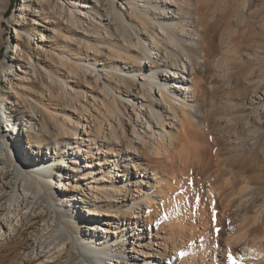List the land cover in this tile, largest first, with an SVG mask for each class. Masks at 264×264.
<instances>
[{"label":"rangeland","instance_id":"374dc122","mask_svg":"<svg viewBox=\"0 0 264 264\" xmlns=\"http://www.w3.org/2000/svg\"><path fill=\"white\" fill-rule=\"evenodd\" d=\"M48 1L54 2V5L46 11L44 7ZM134 1H138L139 9L146 7L145 0ZM11 6L14 8L8 13ZM4 9L7 13L2 16ZM128 10L125 0H0V105L3 106L0 107V117L17 116L21 124L12 121L14 128L20 129L21 141L16 142L12 141L4 121L0 123V133L10 135L6 154L9 155L11 169L15 168L16 162H21V168H28L30 164L25 160V153H37L39 150L26 132L30 126L28 116L34 118L35 131H42L46 123L48 132L56 126L59 129L62 124L67 129L65 140L70 144L65 147L68 153H72L70 157L66 155L69 158L66 161L75 156L85 165L78 167L68 162L63 174L59 173L65 177L68 188L62 192L66 202L64 205L68 204L67 197L71 194L95 203L100 214L98 223L106 229L105 236L110 240L119 236L121 216L126 211L122 200L127 199L123 193L119 195L113 192L112 185L126 180L129 184L125 188L134 193L135 181L141 180L142 193L139 195H147L151 201L149 205H143L142 215L149 209L151 220L156 217L166 219L162 215L166 207L165 199L169 196L171 199L181 184V162L177 152L182 151L181 154L185 155L190 147L202 145V141L194 139L196 134H204L208 139L214 137L218 141L217 147L224 165L221 168L223 174L213 187L220 193L221 188L227 187L230 181L242 180L244 176L250 178L253 185L248 197L250 207L246 212L250 227L259 226L260 229L252 234L247 233L241 215L236 214L230 224L225 223L221 233L216 232L213 239L210 223L204 227L203 221L206 219L207 222L212 217L210 208L206 205L203 212L199 208L193 218H190L193 211L189 209L188 214H191L184 217V244L179 242V249L187 255L193 253L195 264H264V0H172L167 5L168 17L164 22L171 27L173 34L167 38L155 24V31L162 37L157 46H153L150 40L144 41V37L146 51L123 42V46L131 48V63L124 66V61H116L109 56L108 52L111 51L105 44L109 33H113L112 39L119 42L128 35H132L136 42L134 31L141 36L145 34L139 21H131L130 27L126 25L124 29L117 24L120 13L128 19ZM147 12L153 22L161 19L158 14H162V10L150 8ZM34 28L40 34H36ZM206 35L211 38L213 54L210 56L205 52L209 40L206 41ZM24 43H28L29 53L24 51ZM96 46L100 50L97 57ZM96 58L98 61L93 66ZM182 62L187 68L193 63V69L188 68L189 74L183 76L189 83V76L194 71L206 72L207 79L200 81L201 86L192 92L193 97L188 104L195 106V98L200 97L202 112L199 116L207 120V125L197 123L194 126L195 121L191 117L194 109L191 118L186 120L188 125L183 126L175 120L173 132L176 137L171 140L175 144L171 147L175 156L172 157L171 153L170 156H162L155 151L156 138L150 134L154 117H142L141 114L140 120L135 115L146 112L140 104L154 102V92L150 95L145 92V96L139 95L137 101L127 102L124 94L126 85L118 83L119 77H129L124 71L114 72L111 82L115 84V89L105 87L108 97L101 86L106 80L104 76L110 73L109 67L127 70L137 67L144 69L146 65L148 69L151 65V74L157 71L165 78L169 90H174L175 83L168 72ZM110 63L121 66L104 68ZM138 77L139 80L133 79L135 86L129 89L133 100L141 91L142 76ZM175 93L181 92L177 89ZM102 97L106 101H116V107L122 110L123 135L118 131L110 133L107 125L109 115ZM134 103L136 112L131 107ZM167 119H171V116ZM109 120L116 125L114 119ZM148 120L150 123L146 124ZM70 128L77 131V138H70ZM76 145L80 146V154L76 153ZM40 150L50 155V149L46 146ZM68 167L80 170L76 177ZM107 167L115 168L111 172L107 171ZM244 168L247 171L244 172ZM90 172L96 176V186L99 188L97 196L86 191L84 182L90 181ZM117 173L119 176H116ZM76 183L78 188L71 191ZM242 186L244 183L239 185ZM134 194L138 195L136 192ZM201 196L205 197L202 193ZM78 205L75 212L84 215L87 206L82 203ZM55 209H60V206ZM65 209L73 216L66 220L75 226L78 221L71 212L72 207L67 205ZM58 213L64 214V211ZM253 218H256L255 222L251 221ZM155 230L153 223L148 227H139L137 232L141 236L133 245H126L125 254L113 257V262L142 264L147 252L150 255L147 258L151 260L149 264H185L179 249L172 250L170 247L167 248L168 252L164 251L167 243L162 233L156 235ZM72 239L77 242L74 236ZM117 247H111L113 254ZM119 248L124 251V248ZM0 254L4 255L5 251L0 250ZM212 256L215 257L214 263H209ZM203 258L205 261L201 260ZM108 263L112 264V259L105 260V264ZM82 264L96 263L95 259H88Z\"/></svg>","mask_w":264,"mask_h":264},{"label":"bare ground","instance_id":"6f19581e","mask_svg":"<svg viewBox=\"0 0 264 264\" xmlns=\"http://www.w3.org/2000/svg\"><path fill=\"white\" fill-rule=\"evenodd\" d=\"M125 1L129 6L128 19H125L123 14L120 13L117 16V24L124 29L126 25L130 27L131 21H139L145 34L141 36L134 31V35L137 37L136 42L133 41L132 35H128V38L124 37L123 41L119 42L112 39L114 36L113 33H109L110 37H108V42L105 45L111 51L110 53L108 52L110 57L116 61H124V66H127L131 63V56L129 54L131 48L129 46H123V42L139 49L143 48V50L146 51L143 37L144 41L150 40L153 46H157L162 38L159 35V32L155 31V24H157L160 32L164 33L167 38H170L169 36L173 34V30L166 22H164L165 18L168 17V13L166 14L167 5L172 2V0H145L144 5L146 7L143 9H139L138 1ZM53 5L54 2L48 1L44 10L48 11L49 9H52ZM150 8H158L159 10H162V14H158V17L161 18L160 20L156 19L154 22L152 21V18L149 17L147 12ZM6 13L7 11L5 9L2 10V16L6 15ZM34 30L36 31V34H40L39 30L36 28H34ZM205 38L206 41L209 39L206 42L205 52L206 55L210 56L213 54L210 45L211 38L208 37V35H206ZM33 40H35V38ZM170 42H172V40ZM23 45L24 51L29 53L30 49L28 43H24ZM37 48H39V44L37 45ZM95 50L97 57L99 56L98 54L100 50L97 46L95 47ZM136 58L140 59L139 56H136ZM97 61L98 59L96 58L95 64L92 65L96 66ZM106 66L121 65L110 63L109 65H104V68ZM132 66H134V64H132ZM150 66L148 69L146 65V68L144 69L137 67L128 68L127 70L117 67H109L110 73L108 76H104L106 77V80L103 81L104 83L101 87L108 97L109 93L105 87H108L111 90L115 89V84L113 85L111 82V78H114V72L124 71L129 77H119L118 83L120 82L126 85V91L124 94L126 95L125 99L127 102H135L138 100L139 95H144L145 92L150 95L153 91L154 96L152 98L154 99V102H148L146 104L141 103V108L144 107L146 112H137L135 115L136 118L140 120L141 114L142 117H145L146 115H148V117H154V124L152 129L150 127V134L156 138V144L154 146L155 151L162 156H170L172 154L171 147L175 145H173L171 141L176 137L173 132L175 120L182 123V125H188L186 120L190 117L191 112L194 109L191 116L195 121V123H193L194 126H196L197 123L207 125V120L202 119L199 116L202 112L200 97L195 98V106L188 104L193 97L192 92L201 86L200 81H205L207 75L205 71H194L189 76L190 83L187 82L183 76L185 73L186 75L189 74L188 68L190 70L193 69V63L187 68V65L182 62L178 66L176 65V69L172 72H168L169 77L174 80L175 83L174 90H169L165 78H163V76L157 71H153L151 74L153 69ZM87 71H89V69H87ZM98 74L101 75L100 73ZM138 76H142L140 83L141 91L136 94V97L133 100V98L130 97L129 89L135 86L133 79L138 78L139 80ZM60 82L64 84V81L61 80ZM177 89L181 93H175ZM157 94L159 96H157ZM101 100L106 108L107 115H109L107 125L110 133L118 131L123 135L124 124L122 120V110L116 107V101H106L105 97H102ZM134 106L135 103L131 107ZM0 107L2 108L3 106L0 105ZM133 109L134 111L136 110L135 107ZM3 113L5 114V112ZM165 113L167 117H165ZM18 116L20 115L18 114ZM168 116H171V119H167ZM111 118L116 121V125L110 122L109 119ZM19 120L20 119L17 116L14 118V116L11 115L9 117L5 116L4 119L0 117V123L4 121L5 128L10 132L12 141L16 142L21 141L19 139L20 129L14 128L15 123L20 124ZM27 120V123L30 125L26 130L28 133L27 135L35 142L36 147L39 149L37 153H25V160L27 164H30L28 168L26 167L27 170L20 167L21 162H16V164H14L15 168L11 169L12 165L8 161L9 155L6 154L10 144V135L0 133V250L5 251L4 255L0 254V264H82L88 259H95L96 264H105V260L111 261L112 259V264H115V262H113V257L121 256L123 253L125 254L126 245H133L135 240L141 236L140 233L137 232L139 227H148L152 223L155 224L156 235L161 232L162 238L167 243L166 250L164 248L165 252H168L167 248L169 249L170 247H172V250L179 249V242L183 243V239L185 238L183 225L186 221L184 220V217L189 216L191 213L188 214V211L189 209H192L193 213L190 215V218H193V214H197L198 210L201 209L200 211H205L206 205L210 208L212 217L209 218L207 222L206 219L203 220L204 227L210 223L212 230L211 236L213 239L217 234L215 229L219 228L221 233L225 229V223L229 222L230 224L236 214L239 216L241 215L242 221L245 222L244 228H246L247 233L252 234L253 232H258L260 229L259 226L250 227L249 216L246 212L250 207L248 197L252 192L251 187L253 185V181L250 178L244 176L245 178L242 177V180H232L227 183L229 184L227 187L221 188L220 193L217 189H214V182H216L221 174H223L221 168L224 165V161L220 159L219 148L217 147L218 141H216L214 137L208 139L204 134H196L194 136L195 140L202 141V145H198L196 148L190 147L188 153L185 155H182V151L180 153L176 151V155H178L177 157L181 162L179 173L181 175V184L178 185V191H176V194H174L171 199H169L170 196L165 199L166 207L163 204L165 208L162 215H164L166 219H157L156 217L151 220L152 216L149 209L146 210L144 215H142L141 212L143 205H149L151 202L147 195L143 197L139 195L142 193V181H135L136 189L134 190V193H138L137 195L134 194L133 191L131 192V190L128 191L125 188V185H128L129 183H127L126 180H122L111 186V189L114 190L113 192H116L119 195H122L123 193L127 198L122 200L126 211L123 212L121 216L122 224L120 226L118 237L110 240L107 239L105 236L107 234L106 229L101 223H98V217L100 216L99 208L95 203L88 202L83 197L79 198L77 194H71L67 197V205L72 207L71 212H74L78 221L75 226H72L66 219L70 220L73 216L65 209L67 205H64L65 200L62 197V192L68 190V188L64 182L65 177L59 173L63 174V170L67 169L68 162L78 167L83 164H81L78 157L75 156L71 157L70 161H66L69 159L66 155L70 157L72 153H68L65 147L70 144L65 140L64 135L67 132V129L65 130L62 124L59 129H57L56 126L54 130L50 129L48 132V124L46 123L42 126V132L39 131V129L35 131L33 116H28ZM12 121L15 123H12ZM149 123L150 120L146 122V124ZM167 126H169V128H167ZM100 131H102V127H100ZM69 133H72V136L69 135L70 138H77V131L75 129L70 128ZM13 134L16 136H12ZM209 135L211 136V134ZM27 141L29 140L27 139ZM48 141H50L49 144ZM42 146H46L50 149V155H47L40 150ZM75 148L76 153L80 154V146L76 145ZM174 156L175 155L172 157ZM11 162H13V160ZM115 167H107V171L112 172ZM69 169L70 168L68 167V170ZM70 170L75 173L73 177H76V174L80 171L76 168ZM245 171H247V168H244V172ZM116 176H119V174L117 173ZM88 179H90V181L84 180L85 187L87 188L86 191L88 190L89 193L97 196L96 192L99 188L96 186V176L90 172ZM242 183H244V186L239 187ZM75 185L70 189L71 191L78 188V184L76 183ZM201 193L205 197H202ZM87 195L88 194L85 195V198H87ZM80 203L87 206L84 215L75 212ZM57 206H60V209H55ZM60 210L64 211V214L58 213ZM213 213H215L216 217L215 222H213ZM254 219L256 218L251 219V221ZM191 222H193V219ZM202 230L205 233V230ZM71 235L76 238L77 242L75 240L73 241ZM149 238L150 240L152 239L151 235ZM113 246H118L115 254H113L111 249ZM119 247L124 248V251L123 249L120 250ZM179 251L183 257L182 261L185 264H195V256L193 253L187 255L182 249H179ZM109 252L112 254H109ZM147 256L149 257L150 255H148L147 252L144 253V263L142 264H149L151 261ZM132 258L134 259L135 256H132ZM214 258L215 257L212 256L209 263H214ZM201 260L203 261L204 258ZM119 263H121V261H119ZM122 264L134 263L122 261ZM201 264H203V262H201Z\"/></svg>","mask_w":264,"mask_h":264},{"label":"snow or ice","instance_id":"6c2138e0","mask_svg":"<svg viewBox=\"0 0 264 264\" xmlns=\"http://www.w3.org/2000/svg\"><path fill=\"white\" fill-rule=\"evenodd\" d=\"M215 219H216V217H215V213H213V222H215ZM215 231H216L217 233H219V232H220V229H219V228H216ZM229 260H230V261L232 260L231 255H229Z\"/></svg>","mask_w":264,"mask_h":264},{"label":"trees","instance_id":"16d2710c","mask_svg":"<svg viewBox=\"0 0 264 264\" xmlns=\"http://www.w3.org/2000/svg\"><path fill=\"white\" fill-rule=\"evenodd\" d=\"M12 8H14V7H13V6L9 7V9H8V13L10 12V10H11Z\"/></svg>","mask_w":264,"mask_h":264}]
</instances>
